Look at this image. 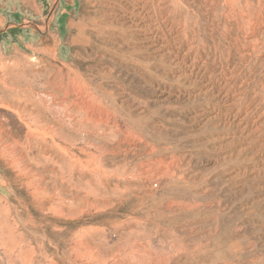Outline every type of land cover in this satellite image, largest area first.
Here are the masks:
<instances>
[{
	"label": "rangeland",
	"instance_id": "rangeland-1",
	"mask_svg": "<svg viewBox=\"0 0 264 264\" xmlns=\"http://www.w3.org/2000/svg\"><path fill=\"white\" fill-rule=\"evenodd\" d=\"M0 5V264H264V0Z\"/></svg>",
	"mask_w": 264,
	"mask_h": 264
},
{
	"label": "bare ground",
	"instance_id": "bare-ground-1",
	"mask_svg": "<svg viewBox=\"0 0 264 264\" xmlns=\"http://www.w3.org/2000/svg\"><path fill=\"white\" fill-rule=\"evenodd\" d=\"M134 1V0H133ZM172 4V3H171ZM148 5V4H147ZM170 5V4H169ZM151 7V6H150ZM153 9H155V8H153ZM105 14V13H104ZM103 21H106V19H102V18H99V17H94L93 19H91L90 21H89V29L91 30V32H93V34H94V36L97 38V39H99L101 42H103V43H105V41H107V35H106V32H108L109 31V28H107L106 26H104V25H101V23L103 22ZM107 22V21H106ZM113 36H115V35H113ZM88 41V40H87ZM110 44V43H109ZM103 46V45H102ZM94 47H98V49H101L102 47H101V44H100V46H99V44H98V46H94ZM110 52V51H109ZM103 53V52H102ZM106 53V52H105ZM105 53H103V54H105ZM117 54V53H116ZM119 54V53H118ZM114 55V54H113ZM121 56V55H120ZM114 58V57H113ZM86 62V61H85ZM136 62V61H135ZM135 64V63H134ZM141 67V66H140ZM69 74V73H68ZM126 78V77H125ZM66 80V79H65ZM67 84V83H66ZM64 86H66V85H64ZM64 88V87H63ZM69 88V87H68ZM75 90V89H74ZM34 92V90H33V88H31V89H29L28 91H26V95L27 96H31L32 95V93ZM8 94V96H11V95H13V92L12 91H10V92H8L7 93ZM29 102H31L32 100L31 99H27ZM26 100V101H27ZM77 103V102H76ZM10 107V106H9ZM17 107L22 111V112H28L29 111V114L31 115V114H33V110H34V108H30L29 106H28V103H26L25 105H22V103H18V105H17ZM31 110V111H30ZM38 111V110H37ZM40 112V111H39ZM36 113V112H35ZM34 115V114H33ZM39 115V114H38ZM34 116H36V114L34 115ZM41 116V115H40ZM36 117H38V116H36ZM41 118V117H40ZM33 123H34V125L35 126H41L42 124L39 122V120L37 119V118H34L33 117ZM37 122H39V123H37ZM37 123V124H36ZM34 125H33V127H34ZM29 126H31L30 124H29ZM45 127V126H44ZM31 128V127H30ZM47 128V127H46ZM40 129H41V127H40ZM48 129H49V127H48ZM47 129V130H48ZM4 130V129H3ZM37 130V129H36ZM46 131V130H45ZM2 135V134H1ZM4 136H5V134H4ZM33 138V137H32ZM34 140V139H33ZM2 141V140H1ZM17 141V140H16ZM15 143V142H14ZM7 144V143H6ZM8 146H9V144H7ZM7 145H5V146H7ZM10 145H12V143H10ZM10 147V146H9ZM18 147V146H17ZM2 149V148H1ZM10 149V148H9ZM13 156V155H12Z\"/></svg>",
	"mask_w": 264,
	"mask_h": 264
},
{
	"label": "crops",
	"instance_id": "crops-1",
	"mask_svg": "<svg viewBox=\"0 0 264 264\" xmlns=\"http://www.w3.org/2000/svg\"><path fill=\"white\" fill-rule=\"evenodd\" d=\"M4 7L0 5V37L15 44V36H19L18 28L20 14L19 11L11 6L7 13H4Z\"/></svg>",
	"mask_w": 264,
	"mask_h": 264
}]
</instances>
